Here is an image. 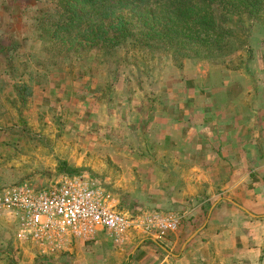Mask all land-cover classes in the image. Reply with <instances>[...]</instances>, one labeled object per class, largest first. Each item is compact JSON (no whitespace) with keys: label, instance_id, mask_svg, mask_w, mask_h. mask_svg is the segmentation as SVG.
Segmentation results:
<instances>
[{"label":"crops","instance_id":"crops-1","mask_svg":"<svg viewBox=\"0 0 264 264\" xmlns=\"http://www.w3.org/2000/svg\"><path fill=\"white\" fill-rule=\"evenodd\" d=\"M263 55L253 46L252 59L239 68L213 65L215 80L204 72L206 63L186 62L161 103L159 93L135 95L133 105L124 94L118 106L113 99L96 105L92 123L106 125L111 144L104 145L112 157L118 149V163L129 168L132 191L139 192L134 209L183 214L172 239L154 242L135 232L115 244L98 230L88 240L71 239L60 253H40L17 241L10 217L0 213V264H264ZM114 127L122 131L115 135ZM193 233L181 251H170Z\"/></svg>","mask_w":264,"mask_h":264},{"label":"rangeland","instance_id":"rangeland-1","mask_svg":"<svg viewBox=\"0 0 264 264\" xmlns=\"http://www.w3.org/2000/svg\"><path fill=\"white\" fill-rule=\"evenodd\" d=\"M45 6L46 0H0L1 43H21L18 52H31L29 55L42 63L37 65L29 61L30 74L25 71L23 78L31 86V94L21 106L11 101L13 95L9 89L10 83L17 79L21 58L18 54H12L7 61L6 56L0 55V190L18 181H27L32 187L39 188L63 176L87 174L110 193L116 209L123 212L134 210L138 206L134 197L139 192L132 191L135 185L129 168L118 163V149L113 151L115 155L112 157V150L104 145L111 144L104 140L109 133L108 130L104 133L106 125L97 120L96 125L92 123V116L96 117V105L113 99L115 106H118L122 103L118 99L124 94L132 96L129 103L125 102L133 105L135 95L159 93L157 99L161 103L162 94L167 91L166 84L170 86L174 80L184 76L186 62L206 63L209 69L204 65V72L215 80L218 74L210 70L213 65L219 63L226 64L227 68H239L252 59L253 46L260 47L264 52V30L252 25L249 34H238L241 35L239 40L244 43L242 47L228 55H222L221 51H213L209 56L195 53L190 61L176 57L174 62L164 51L149 57L144 52L141 55L138 50L134 64L120 66L113 73L112 69H104L93 51L80 61L60 57L49 49L44 51L31 36L35 27L27 15L43 10ZM226 23L231 26L236 24L233 19ZM132 51L130 48L124 52L119 49L118 53L130 55ZM181 52L184 55L193 54L187 49ZM53 59L55 63H52ZM190 72L198 71L191 68ZM109 114L112 116L113 113L105 112V116ZM114 115L121 116L118 111ZM120 131L122 129L114 127L112 133L118 135ZM127 138L134 145L138 140L134 133H129ZM120 161H123L122 155ZM10 224L14 226L12 221ZM4 230L12 238L9 225ZM170 237L168 234L153 238L158 242L162 238H166V241L172 239ZM180 243L178 241L170 251H178ZM59 263L52 261V264Z\"/></svg>","mask_w":264,"mask_h":264},{"label":"trees","instance_id":"trees-1","mask_svg":"<svg viewBox=\"0 0 264 264\" xmlns=\"http://www.w3.org/2000/svg\"><path fill=\"white\" fill-rule=\"evenodd\" d=\"M27 16L35 27L31 36L44 51L74 61L93 51L104 69L115 73L120 66L134 64L138 50L149 57L164 51L174 62L176 57L190 61L195 53L237 51L244 44L240 32L249 34L252 25L264 30V0H46L43 10ZM232 19L235 26L226 23ZM19 47L21 43L4 44L0 38L1 56L7 61L12 54L21 58L9 89L11 101L23 106L31 94L23 75L30 74V60L33 64L40 60L31 52H18ZM129 48L130 55L118 53ZM184 49L193 54L184 55Z\"/></svg>","mask_w":264,"mask_h":264},{"label":"built area","instance_id":"built-area-1","mask_svg":"<svg viewBox=\"0 0 264 264\" xmlns=\"http://www.w3.org/2000/svg\"><path fill=\"white\" fill-rule=\"evenodd\" d=\"M0 213L14 223L17 241L54 254L71 239L88 240L98 230L115 244L135 232L161 238L175 232L183 219L182 213L170 211H120L87 174L63 176L39 188L25 181L6 186L0 190Z\"/></svg>","mask_w":264,"mask_h":264},{"label":"water","instance_id":"water-1","mask_svg":"<svg viewBox=\"0 0 264 264\" xmlns=\"http://www.w3.org/2000/svg\"><path fill=\"white\" fill-rule=\"evenodd\" d=\"M248 213V212H247ZM249 215H252V214H250V213H248ZM195 233H193L191 236H189L188 238H186L181 244H180V251L184 248V246H185V244L188 242V240L194 235ZM148 238H150V239H152L154 242H157L153 237H149L148 236ZM159 245V247L163 250V251H165V252H167L169 255H171V256H177V254H172V253H169L168 251H167V249L166 248H164L162 245H160V244H158ZM126 259H127V257H126Z\"/></svg>","mask_w":264,"mask_h":264}]
</instances>
